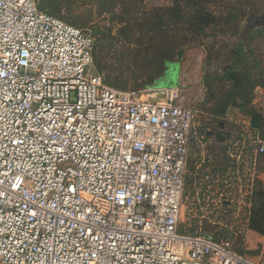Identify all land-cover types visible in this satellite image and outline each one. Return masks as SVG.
I'll return each instance as SVG.
<instances>
[{"label": "built area", "instance_id": "1", "mask_svg": "<svg viewBox=\"0 0 264 264\" xmlns=\"http://www.w3.org/2000/svg\"><path fill=\"white\" fill-rule=\"evenodd\" d=\"M94 43L37 0H0V264H264L179 231L194 110L179 85H109Z\"/></svg>", "mask_w": 264, "mask_h": 264}, {"label": "rangeland", "instance_id": "2", "mask_svg": "<svg viewBox=\"0 0 264 264\" xmlns=\"http://www.w3.org/2000/svg\"><path fill=\"white\" fill-rule=\"evenodd\" d=\"M43 1L57 10L56 16L91 35L95 45L104 46L109 59L101 70L95 63L94 67L112 87L145 89L150 86L140 80L146 73L174 75L163 85L181 86L194 110L180 232H214L229 238L252 260L264 262V226L256 224L264 223V214L262 219L254 216L259 208L255 197L258 182L264 186V155L257 154L256 147L264 135L252 129L250 115L255 110L264 118V83L256 86L248 100L237 97L239 104L230 106L225 114H213L233 91L232 82L219 74L229 67L237 39L251 53L250 61L257 63L252 64L254 77H261L264 0ZM246 2L249 12L234 34L232 28L241 17L233 23L229 21L231 12L241 11ZM206 8L213 19L205 35L186 40L184 36L191 30L205 28L191 16ZM161 52L171 54L164 70L151 64L141 70L142 57L152 59ZM145 97L158 101L161 92H146ZM224 154L231 157L233 166L223 175L212 176L213 164ZM204 222L214 227L206 229Z\"/></svg>", "mask_w": 264, "mask_h": 264}, {"label": "trees", "instance_id": "3", "mask_svg": "<svg viewBox=\"0 0 264 264\" xmlns=\"http://www.w3.org/2000/svg\"><path fill=\"white\" fill-rule=\"evenodd\" d=\"M188 1L190 2V0H188ZM47 4H48L47 2H44L43 0H41V1H39L38 6L40 9H42V10H44V11H46L52 15H55L57 13V10L54 8L48 7ZM248 9H249V3L246 2L245 8L241 9V11H238L241 14L236 12L233 15V12H231L232 17L229 19V21L232 22V20H233V23H234L235 21L238 20L239 17H241L239 19V24H235V26H233V28H232V31L234 34H238V31L240 29V24L242 23V19L249 12ZM206 10H207V8H206ZM206 10H201L200 12L196 13L195 16H191L192 20H196L200 23H204L205 28L199 27L197 30H191V32L193 31L192 34L190 32L189 34L184 36V38L186 40H190V39L195 40L196 37L194 35H199L200 37H203V35H205V33H206L205 29H206V27H208L207 25L212 23V19H213V17L211 16V12H209L208 10L206 11ZM171 18L174 19V14L171 16ZM254 31H256V30H254ZM130 34H133V30L130 31ZM103 48H104L103 45L99 46V45H95V43H94V50H93L94 63L99 70H101L103 68V66H104L103 63L105 64L106 59L107 58L109 59V54L105 52L106 50L103 51ZM167 51L168 52L170 51L169 48H167ZM232 53H233L234 57H232V60L229 64V67L224 68L223 72L221 74H219V76L225 80L232 82V90L233 91H231L229 93L228 99L222 104V106L218 110L213 111V114L219 115V116L225 114V112L227 111V109L230 106H232V105L237 106L239 104V103H237V100H236L237 97L240 96L242 101L248 100L251 93L256 88V86L264 83V68H262V66H260V69L263 70L260 72V76H261L260 79L254 77L253 70H252L253 69L252 64H257V63L250 61L252 55H251V53H248L247 50H245V44L243 43V41L237 39V41L234 43V52H232ZM170 55L171 54H168L167 52H165V53L161 52L152 59L151 58L145 59L144 57H142V60L140 62L139 67L142 68L141 70H143L144 65L147 68L151 64L152 66L154 65V67H156L157 69L162 71V70H164L166 63L169 61ZM98 72H100V71H98ZM162 76L163 75L161 73H156V74L146 73L144 75V78L142 80H140V83L145 85V86H153V85H155V83H157L158 81H161L164 78ZM139 78L140 77L135 78L134 81L138 82ZM250 115L252 118V123H251L252 129L257 130L262 135H264V118L262 117V114L254 110L251 112ZM232 166H233V163L231 161V157L224 154V155H222L221 158L216 160V163L213 164L212 176H216L218 174L223 175V173H226L227 169L232 167ZM186 181H187V174H186ZM191 183H192V181H191ZM258 186H259V188L255 192V197H256V200L258 202L259 208L254 210V214H255L254 216L262 219L263 216H261V215L264 214V186H263L262 182H258ZM258 223L259 224L261 223L260 225L264 226V223H262V221H257L256 224L258 225ZM204 224H205L206 229H210L211 227H214L211 224H207V222L206 223L204 222ZM179 226H180V223H179ZM180 230H181V228L179 227V231ZM216 235H219V234H216ZM227 239H229V238H227ZM233 247L237 251H239L234 245H233Z\"/></svg>", "mask_w": 264, "mask_h": 264}, {"label": "snow or ice", "instance_id": "4", "mask_svg": "<svg viewBox=\"0 0 264 264\" xmlns=\"http://www.w3.org/2000/svg\"><path fill=\"white\" fill-rule=\"evenodd\" d=\"M2 75H4V73H3L2 71H0V76H2ZM0 119H2V117H0ZM16 123H17V124L20 123L19 119H17ZM53 124H55V121H53ZM45 131L47 132L48 129H45ZM24 135L27 136V133H24ZM56 135H57V139H59V134L57 133ZM14 143H15V144L17 145V147L19 148L20 146L25 145V140L14 141ZM53 143H56V141L54 140ZM61 143H63V141H62ZM2 146H3V144H2V138H0V147H2ZM72 147L75 148V144H73ZM50 150H51V149H50ZM80 150H83L82 146H81V149H80ZM55 151L63 153V152L65 151V147H57V148L55 149ZM2 184H3V180H0V185H2ZM18 186H19V185H13V187H18ZM3 194H4V193H3L2 191H0V196H3ZM121 203H123L122 200H121ZM32 215H35V213H32ZM97 239H99V238H97ZM101 242H102V241H101ZM21 243H23V241H21Z\"/></svg>", "mask_w": 264, "mask_h": 264}, {"label": "water", "instance_id": "5", "mask_svg": "<svg viewBox=\"0 0 264 264\" xmlns=\"http://www.w3.org/2000/svg\"><path fill=\"white\" fill-rule=\"evenodd\" d=\"M174 75H171V76H166L164 77L161 81H158L157 84L153 85V86H156V87H162V86H166V85H163V82L165 81H170V78H172ZM173 83V81H172Z\"/></svg>", "mask_w": 264, "mask_h": 264}]
</instances>
